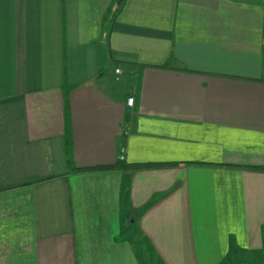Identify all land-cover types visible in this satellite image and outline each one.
<instances>
[{
  "label": "crops",
  "instance_id": "crops-1",
  "mask_svg": "<svg viewBox=\"0 0 264 264\" xmlns=\"http://www.w3.org/2000/svg\"><path fill=\"white\" fill-rule=\"evenodd\" d=\"M113 1L0 0V264H264V0Z\"/></svg>",
  "mask_w": 264,
  "mask_h": 264
},
{
  "label": "trees",
  "instance_id": "trees-1",
  "mask_svg": "<svg viewBox=\"0 0 264 264\" xmlns=\"http://www.w3.org/2000/svg\"><path fill=\"white\" fill-rule=\"evenodd\" d=\"M120 6H119V0H114L112 5L108 8V10L105 13V18L110 19V21H113L115 15L117 14V12L119 11ZM63 91H64V103H65V112H64V123H65V130H66V136H65V154H66V163L68 168L72 169V163L70 161V137H69V132H68V126H69V114H68V106H67V99L65 98L66 96V92H67V88L64 84L63 87Z\"/></svg>",
  "mask_w": 264,
  "mask_h": 264
},
{
  "label": "built area",
  "instance_id": "built-area-1",
  "mask_svg": "<svg viewBox=\"0 0 264 264\" xmlns=\"http://www.w3.org/2000/svg\"><path fill=\"white\" fill-rule=\"evenodd\" d=\"M119 70H116V73H118ZM126 105L128 107H131L133 105V98L132 97H129L127 98V101H126ZM117 160L119 162H123L125 160V157H126V147L124 145H120L118 147V152H117Z\"/></svg>",
  "mask_w": 264,
  "mask_h": 264
}]
</instances>
